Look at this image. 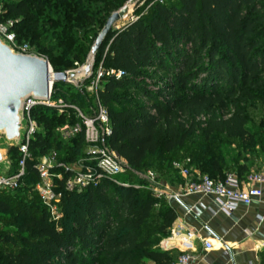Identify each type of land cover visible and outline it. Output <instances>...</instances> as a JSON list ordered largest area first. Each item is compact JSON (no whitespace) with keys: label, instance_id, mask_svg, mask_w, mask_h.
I'll use <instances>...</instances> for the list:
<instances>
[{"label":"trees","instance_id":"trees-1","mask_svg":"<svg viewBox=\"0 0 264 264\" xmlns=\"http://www.w3.org/2000/svg\"><path fill=\"white\" fill-rule=\"evenodd\" d=\"M128 1H7L2 3V20L12 21L18 40L45 57L55 72H64L85 61L107 18ZM140 3L135 7L141 14L112 31L95 55V67L102 63L106 71L119 74L103 77L99 90L109 111L108 144L132 169L154 167L173 185L182 179L171 160L182 150L188 166L203 175L222 179L235 171L244 177L250 165L245 159L240 163L229 148L240 153L260 144L250 127L248 107L252 102L264 106V0ZM59 97L80 106L93 101L66 82L53 85V98ZM34 116L42 127L30 145L34 159L61 152L58 158L72 163L84 155L82 133L70 141L59 135L61 126L79 121L73 111L59 114L38 107ZM260 147L264 150V143ZM9 154L12 175L20 155L15 146ZM33 164H27L19 189H0V211L17 215L20 236L17 244L7 232L0 233L1 244L16 247H0V264L174 261L159 248L178 218L173 205L148 189H135L120 175L130 186L104 180L97 188L65 191L63 216L55 222L34 191L38 177ZM11 196L19 198L15 209L8 201ZM157 216L153 231L150 220Z\"/></svg>","mask_w":264,"mask_h":264},{"label":"built area","instance_id":"built-area-1","mask_svg":"<svg viewBox=\"0 0 264 264\" xmlns=\"http://www.w3.org/2000/svg\"><path fill=\"white\" fill-rule=\"evenodd\" d=\"M2 14L3 11H0V39L14 53L39 56L32 51L28 43L18 40L12 30L13 22L2 20ZM39 57L46 59L42 56ZM65 72L68 78L64 82L77 92L92 98L95 104L92 112L89 115L85 114L79 104L63 97L54 99V83L51 84L46 100L36 99L33 96L25 98L20 109L23 123L21 140L15 145H9V147L15 146L18 149L20 155L18 170L12 175L0 174V189L12 191L19 189L26 176L27 164L34 162L33 169L38 177L34 191L46 207L51 220L55 222H58L63 216L61 200L65 191L79 193L87 188H97L104 180L118 186L128 187L130 185L123 183L119 176L131 170L146 182L144 185L133 184L135 189L146 187L156 199L165 200L171 205L181 203L183 198L192 195L213 196L217 200L220 210L226 215H230L240 206H249L254 201L263 198L264 169L251 170L242 178L234 171L227 173L222 179H214L188 166L189 160H187L185 165L174 164V169L182 179L178 185L164 182L155 171L140 172L132 169L107 142L112 133L109 111L99 98L103 77L110 74L119 76V74L114 71H106L102 63L95 67L94 57L88 58L82 65L76 63L75 69ZM78 75H80L79 78ZM38 107L56 109L59 114H66L69 110L73 111L79 121L61 126L59 135L63 141H70L82 133L86 144L84 156L72 163L61 161L56 152L43 155L38 159L33 158L30 145L35 136L42 131L41 125L34 116V110ZM260 221L264 222V217H260ZM198 239L199 237L193 229L186 224H181L180 229L163 239L159 246L160 249L170 253L179 250L178 256L170 264H196L199 257L191 250V245ZM200 240L204 250L213 249L211 241ZM257 250H264V241L257 245Z\"/></svg>","mask_w":264,"mask_h":264},{"label":"crops","instance_id":"crops-1","mask_svg":"<svg viewBox=\"0 0 264 264\" xmlns=\"http://www.w3.org/2000/svg\"><path fill=\"white\" fill-rule=\"evenodd\" d=\"M173 206L178 218L169 235L181 224L197 233L199 239L191 245L199 257L196 264H264V250H257L264 241V222L260 221L264 217V196L230 215L220 210L213 196L192 195ZM200 239L211 241L213 249L204 250ZM178 253L179 250L171 253L174 259Z\"/></svg>","mask_w":264,"mask_h":264},{"label":"water","instance_id":"water-1","mask_svg":"<svg viewBox=\"0 0 264 264\" xmlns=\"http://www.w3.org/2000/svg\"><path fill=\"white\" fill-rule=\"evenodd\" d=\"M141 0H129L118 11L113 12L106 20L91 48L95 57L112 31L118 24L131 15V10ZM64 72L51 71L47 59L35 55L14 53L0 39V137L9 145H15L22 137L23 123L20 109L25 98H48L51 84L67 81ZM5 165L4 153L0 142V169Z\"/></svg>","mask_w":264,"mask_h":264},{"label":"rangeland","instance_id":"rangeland-1","mask_svg":"<svg viewBox=\"0 0 264 264\" xmlns=\"http://www.w3.org/2000/svg\"><path fill=\"white\" fill-rule=\"evenodd\" d=\"M7 1H16V0H2L0 2V11H4L2 3H4V2L6 3ZM145 1L146 0H141L139 7H141L145 3ZM161 1H165V0H161ZM138 14H141V13L138 11L137 7H133L131 10V15L128 16L122 22H120L118 24V27L119 28L123 27L129 21H132L133 19H135ZM90 52L87 55L85 61L80 63L79 65L84 64L88 60V58H92ZM95 62H96V60L94 57V63ZM73 69H75V66H74V68H72L70 70H73ZM66 71H68V70H66ZM52 72L55 73L53 68H52ZM94 105L95 104L93 101H90V102L82 101L81 108L85 114L89 115L92 112L91 110H92V108H94ZM248 115H249L250 119L252 120L250 127H251L253 133L256 135L257 141L260 144L264 143V106L261 105L260 102L250 103V105L248 107ZM0 142H1V148H2V151L4 153V158H5V165L0 169V174H8L10 172V170L13 168L12 161H11L10 154H9L10 147H9V144L6 142L4 137L0 138ZM260 144L257 143L250 150H247V148H245L244 151H240V153L238 152V150L234 146L230 147L229 149L234 151L235 156H239L240 163H243V160L245 159V160H247V164L250 165V167L253 170L258 171V170L264 169V150L260 147ZM83 153H85V149H84ZM59 155H62V153L57 152V156H59ZM183 156H184V150L176 153V155L171 160L173 167H174L175 163H180L181 165L186 164L187 160H185L183 158ZM81 157L82 156L77 157V160H79ZM167 161L168 160H165V163ZM160 163L162 164L164 162H160ZM153 168H151L150 170L156 172V170H154ZM147 169H149V168H147ZM146 170H141V171H146ZM156 173L161 177V175L158 172H156ZM123 175H125V177H127V180L130 181V183H132L134 185H142V184L144 185L146 183L133 170L127 171ZM175 176L177 178L178 174ZM161 179L168 184H172V182H170L171 178L164 180L163 177H161ZM174 180L176 182L178 181L175 178H174ZM176 184H178V183H176ZM140 191L145 192V191H147V188L146 187L141 188ZM27 199L31 200L32 196L27 197ZM18 200H19L18 197H12V196L8 199V201L11 205V209H15L18 206V204H17ZM33 203H35V202L33 201ZM16 219H17V215L15 213H13L11 211L10 212L0 211V233L2 231L7 232L10 239L15 241V243L20 244V236L18 233L19 232V224L15 223ZM159 221H160V218L158 216L155 218H152L150 220L151 224L149 225V228H152L153 231L156 230V227L159 225V223H158ZM153 235H156V232H154ZM163 239H165V238H163ZM0 247H4L6 250H8V249L15 250L16 249L15 244L11 245L9 243H3V244L0 243ZM159 248H160V246H159ZM143 264H155V263L151 260L145 259V260H143Z\"/></svg>","mask_w":264,"mask_h":264},{"label":"bare ground","instance_id":"bare-ground-1","mask_svg":"<svg viewBox=\"0 0 264 264\" xmlns=\"http://www.w3.org/2000/svg\"><path fill=\"white\" fill-rule=\"evenodd\" d=\"M80 75H78V78H79Z\"/></svg>","mask_w":264,"mask_h":264}]
</instances>
